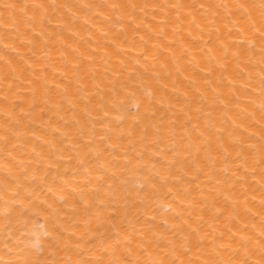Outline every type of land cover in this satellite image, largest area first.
<instances>
[{
	"label": "bare ground",
	"instance_id": "obj_1",
	"mask_svg": "<svg viewBox=\"0 0 264 264\" xmlns=\"http://www.w3.org/2000/svg\"><path fill=\"white\" fill-rule=\"evenodd\" d=\"M0 264H264V0H0Z\"/></svg>",
	"mask_w": 264,
	"mask_h": 264
}]
</instances>
